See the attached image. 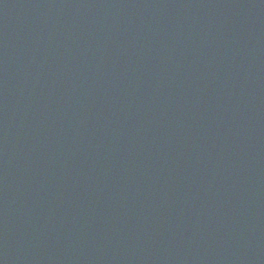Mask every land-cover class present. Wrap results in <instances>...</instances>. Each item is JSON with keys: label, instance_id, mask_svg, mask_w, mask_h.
<instances>
[{"label": "water", "instance_id": "obj_1", "mask_svg": "<svg viewBox=\"0 0 264 264\" xmlns=\"http://www.w3.org/2000/svg\"><path fill=\"white\" fill-rule=\"evenodd\" d=\"M0 264H264V0H0Z\"/></svg>", "mask_w": 264, "mask_h": 264}]
</instances>
